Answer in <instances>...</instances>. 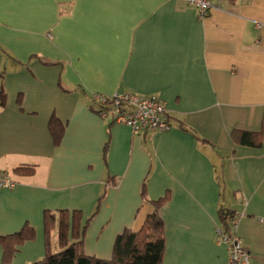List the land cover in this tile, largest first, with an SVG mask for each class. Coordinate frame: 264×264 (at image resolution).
Here are the masks:
<instances>
[{"label":"crops","instance_id":"1","mask_svg":"<svg viewBox=\"0 0 264 264\" xmlns=\"http://www.w3.org/2000/svg\"><path fill=\"white\" fill-rule=\"evenodd\" d=\"M0 87V171L14 182L0 236L34 229L12 264L44 256L45 210L80 211L84 253L108 259L165 195L162 264H227L221 207L264 264V140L241 142L264 121V0H214L204 18L185 0H0ZM117 93L162 99L171 127L134 134L92 107Z\"/></svg>","mask_w":264,"mask_h":264},{"label":"trees","instance_id":"2","mask_svg":"<svg viewBox=\"0 0 264 264\" xmlns=\"http://www.w3.org/2000/svg\"><path fill=\"white\" fill-rule=\"evenodd\" d=\"M4 96L0 87V103ZM92 107L97 113L101 109H108L110 102L100 103L92 98ZM49 130L53 141L57 144L63 132V124L55 116L49 120ZM201 139V138H200ZM203 140V139H201ZM264 140V121L259 131L243 132L241 142L250 146H257ZM144 197V190L142 189ZM167 196L156 200H149L152 211L148 213L138 229L125 228L116 235L111 257L102 259L86 255L83 251L84 231L89 218L81 224V213L78 210L58 209L45 210L43 213V228L45 236L44 256L29 264H162L165 251L164 224L159 214L161 206ZM235 213L227 208H220L219 215L223 222L222 229L229 230L226 217ZM56 230V250L51 248V231ZM34 229L25 224L19 231L0 236L3 247L2 264H12L11 256L16 246L33 238Z\"/></svg>","mask_w":264,"mask_h":264},{"label":"built area","instance_id":"3","mask_svg":"<svg viewBox=\"0 0 264 264\" xmlns=\"http://www.w3.org/2000/svg\"><path fill=\"white\" fill-rule=\"evenodd\" d=\"M186 4L196 9L198 16L204 18L214 6V0H185ZM100 103L110 102L108 109H101L100 116H110L114 123H123L131 127L134 134L145 131L160 132L171 127L170 117L162 99L135 93H117L112 96L94 95ZM14 182L0 171V189L12 187ZM238 215L226 217L229 230L217 227V238L228 248L227 264H250V253L235 232Z\"/></svg>","mask_w":264,"mask_h":264}]
</instances>
